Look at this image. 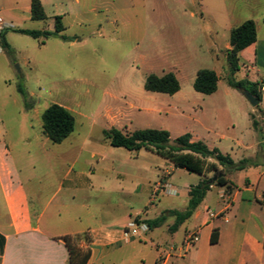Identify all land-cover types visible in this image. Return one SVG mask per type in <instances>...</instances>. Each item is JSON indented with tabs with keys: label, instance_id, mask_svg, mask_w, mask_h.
<instances>
[{
	"label": "rangeland",
	"instance_id": "1",
	"mask_svg": "<svg viewBox=\"0 0 264 264\" xmlns=\"http://www.w3.org/2000/svg\"><path fill=\"white\" fill-rule=\"evenodd\" d=\"M26 2L0 0V11ZM46 5L47 20L23 27L53 29L51 16L59 13L68 21L65 33L76 40L34 39L16 33L10 35L13 54L0 53V137L27 140L21 152L27 151L34 164L29 170L34 186L46 194L75 161V170H95L94 179L110 183L111 199L142 207L150 196V207H156L150 217H154L164 209L185 207L184 189L205 177L174 169L166 183L177 188L178 196L162 191L137 195L134 190L149 183L152 189L161 180L168 169L164 159L147 149L114 147L105 130L115 127L126 134L166 130L172 141L194 131L200 141L216 143L227 152L233 141L249 145L264 137V90L253 107L242 90L226 81L227 77L259 78L257 71H250L253 63L255 70L264 73V0H80L77 4L46 0ZM249 19L257 27L256 51L240 53L239 70L230 76L226 60L230 33ZM201 69L214 70L220 78L218 90L211 95L193 88ZM168 72L177 77L179 92L145 90L149 74ZM54 103L75 119L74 131L59 144L42 133V114ZM239 152L248 157L253 151ZM215 193L211 191L208 201ZM93 196L94 202H103L100 193Z\"/></svg>",
	"mask_w": 264,
	"mask_h": 264
},
{
	"label": "crops",
	"instance_id": "2",
	"mask_svg": "<svg viewBox=\"0 0 264 264\" xmlns=\"http://www.w3.org/2000/svg\"><path fill=\"white\" fill-rule=\"evenodd\" d=\"M30 3L29 0L0 11L3 15L0 17L13 26L6 34L12 50L15 48L10 35L37 21L32 19ZM41 3L48 19L46 0ZM56 16L61 17L62 34L67 36L66 15L51 16L53 21ZM43 30L53 31L54 27ZM256 45L257 41L241 53L252 49L255 52ZM0 48V53H6ZM253 64L250 71H257L259 78L251 81L259 82L264 90V73L255 70ZM186 133L191 135L192 141H200L194 131L181 134ZM233 142L234 147L229 146V152L218 148L216 143H205L210 149L216 148L229 155L235 163L247 160L243 170L225 173L232 189L227 192L224 187L212 186L192 216L174 229L176 218L170 212L187 209L190 187L184 189L187 195L185 207L164 209L159 215L150 217L156 208L150 207V196L142 207L111 199L108 196L112 191L110 183L94 179L95 170H75L73 161L46 194L42 188L34 186V177L29 171L32 159L27 151L21 152L20 146H27V140L0 137V264H70L69 250L64 242L66 236L76 238L77 246L90 251L87 264H264V137L249 145L239 140ZM243 148L252 150V155H239ZM164 163L168 169L161 174V180L154 183V188L151 189L149 183L133 193L155 195L156 185L166 183L167 176L174 169L178 170L169 160L164 159ZM213 176L208 173L201 177L210 179ZM173 188L176 193L169 195L178 196L179 191ZM213 190L216 193L208 201ZM94 193H100L103 202H94ZM216 208H219L217 212L213 211ZM209 212L215 217L211 218ZM164 214L167 217L159 227H149V232L129 240L123 238L125 226L135 218L153 220ZM194 231L200 239L194 247H188L185 238ZM215 231L218 239L213 243ZM179 233L180 237L177 236Z\"/></svg>",
	"mask_w": 264,
	"mask_h": 264
},
{
	"label": "trees",
	"instance_id": "3",
	"mask_svg": "<svg viewBox=\"0 0 264 264\" xmlns=\"http://www.w3.org/2000/svg\"><path fill=\"white\" fill-rule=\"evenodd\" d=\"M31 15L33 20L44 21L47 19L41 0H30ZM7 29L0 33V46L8 54L12 55L13 50L7 39ZM16 32L30 36L34 39H50L58 38L63 41L73 40V37H67L62 34L64 25L61 17L54 18V30H28L16 29ZM257 41V27L252 19L244 21L237 27H234L230 33L229 48L226 51V60L230 71V76L239 70V54L247 47L253 45ZM219 76L214 70L201 69L197 72L193 83L195 91L204 95H211L218 89ZM227 84L243 92L251 93L260 102L263 98L262 85L259 82L249 80L235 81L231 77H227ZM145 90L151 92L166 93L174 95L180 90V83L174 73L168 72L162 76L149 74L146 77ZM20 93L25 95L22 87H18ZM42 133L50 139L54 144L62 143L75 128V119L71 112L59 104L49 105L42 114ZM253 127L258 130L259 124L254 119ZM104 135L109 139L110 145L114 147H123L129 151L139 152L142 149L154 151L164 159L173 163L175 168L184 169L190 173L205 176L213 173L210 179H203L197 185H193L189 189V203L184 212L171 211L170 215L175 216L176 229L182 222L189 219L196 208L201 204L207 192L212 186L224 187L229 192L232 185L225 177L227 171L243 170L248 162L242 160L235 163L229 156L221 153L218 149H210L202 141H192L189 133L170 139V134L166 130L159 129H142L136 130L130 134L123 133L121 130L112 127L104 131ZM222 174V176H221ZM164 214L153 220L141 221L135 218L136 222H144L150 228L159 227L166 219ZM218 234L214 232L212 242H217ZM64 242L69 250L70 264H87L90 257L88 249L80 248L76 245V238L70 236L64 237Z\"/></svg>",
	"mask_w": 264,
	"mask_h": 264
},
{
	"label": "built area",
	"instance_id": "4",
	"mask_svg": "<svg viewBox=\"0 0 264 264\" xmlns=\"http://www.w3.org/2000/svg\"><path fill=\"white\" fill-rule=\"evenodd\" d=\"M12 24L8 23L4 18L0 17V33L3 32L6 29L12 28ZM1 50V48H0ZM164 192L167 194H175L176 190L168 183H163L160 182L159 184L156 185L155 188V194L159 193V192ZM209 216L211 218L215 217V214L213 212H209ZM150 228L149 226L144 223V222H136V221H131L129 222L124 230H123V238L125 240H129L132 237H136L139 236L141 234H145L147 232H149ZM200 237L198 232L194 231L192 233H189L186 238H185V245L188 247H194L198 241H199Z\"/></svg>",
	"mask_w": 264,
	"mask_h": 264
},
{
	"label": "water",
	"instance_id": "5",
	"mask_svg": "<svg viewBox=\"0 0 264 264\" xmlns=\"http://www.w3.org/2000/svg\"><path fill=\"white\" fill-rule=\"evenodd\" d=\"M244 95L246 96V98L249 100V102L252 104L253 107H256L259 104V101L256 97H254L251 93L245 91ZM222 176V174H221ZM217 177L214 176V179H216Z\"/></svg>",
	"mask_w": 264,
	"mask_h": 264
}]
</instances>
